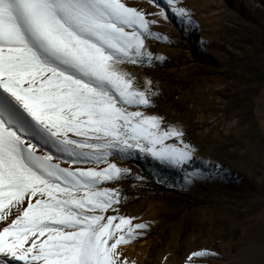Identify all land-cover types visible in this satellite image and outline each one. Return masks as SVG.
Wrapping results in <instances>:
<instances>
[{
  "label": "snow or ice",
  "instance_id": "1",
  "mask_svg": "<svg viewBox=\"0 0 264 264\" xmlns=\"http://www.w3.org/2000/svg\"><path fill=\"white\" fill-rule=\"evenodd\" d=\"M149 2L160 11L0 0V264H129L119 248L148 225L118 214L114 185L131 170L115 161L151 158L186 183L204 174L183 128L150 111L152 79L123 67L164 59L146 44L161 38L149 16L194 23L180 0Z\"/></svg>",
  "mask_w": 264,
  "mask_h": 264
},
{
  "label": "rangeland",
  "instance_id": "2",
  "mask_svg": "<svg viewBox=\"0 0 264 264\" xmlns=\"http://www.w3.org/2000/svg\"><path fill=\"white\" fill-rule=\"evenodd\" d=\"M128 3L160 11L149 0ZM180 5L194 23L171 11L168 19L149 16L161 38L146 44L164 59L123 67L140 86L152 79L150 111L183 128L204 174L186 183L185 173L151 158L115 161L131 170L114 185L121 194L118 214L148 225L119 250L129 264H264V0ZM137 184H162L167 191L136 194ZM201 250L216 255L189 261Z\"/></svg>",
  "mask_w": 264,
  "mask_h": 264
},
{
  "label": "trees",
  "instance_id": "3",
  "mask_svg": "<svg viewBox=\"0 0 264 264\" xmlns=\"http://www.w3.org/2000/svg\"><path fill=\"white\" fill-rule=\"evenodd\" d=\"M167 189L162 184H147L134 186V192L136 194H147L152 197L162 196L166 193Z\"/></svg>",
  "mask_w": 264,
  "mask_h": 264
}]
</instances>
